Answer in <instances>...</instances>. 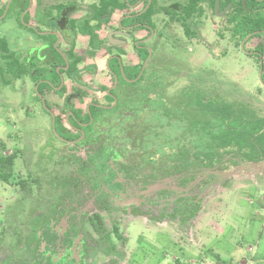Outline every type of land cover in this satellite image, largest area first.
Instances as JSON below:
<instances>
[{
    "label": "flooded vegetation",
    "instance_id": "flooded-vegetation-1",
    "mask_svg": "<svg viewBox=\"0 0 264 264\" xmlns=\"http://www.w3.org/2000/svg\"><path fill=\"white\" fill-rule=\"evenodd\" d=\"M28 1L20 17L22 25L19 27L18 50L23 39L32 42L31 49L19 52L24 58L35 57L39 74L36 82L30 76L18 80L21 81L20 89H30L38 108L43 105L45 111L51 117L53 115L66 144L64 147L83 152L85 157L77 158V171H82L80 175L73 176L58 193L47 194L40 189L35 202L37 210L30 219L31 226H24L21 232L24 240L19 248L24 255L11 256L14 246L7 247L5 256H0V264H110L116 256L100 261V254L106 248L118 253L120 246L116 245L117 240L121 245L127 243L125 228H121L123 224L114 223L110 229L106 223L105 216L116 213L122 214L119 221L129 218L128 225L137 224L139 228L142 224L153 233L171 228L183 231L192 227L206 205L204 194L208 197L210 192L232 180L225 176L227 170L214 171L211 176L217 177L211 180L209 175L201 174L190 182L168 178L141 187L125 176L117 162L106 166L103 161H88L85 152L90 147L82 146L81 142L88 137L89 126L105 115L91 113L90 107L116 106L119 100L113 91L120 87L123 78L136 82L146 70L152 76L158 72L166 74L170 80L169 88L175 86L173 90L168 88L169 95L176 94L184 85L201 87L203 77L196 70H200L202 65L196 67L191 62L192 58L185 62L184 74L181 70V75L177 77L169 74V66L166 65V69L163 65L170 63L168 57L175 56L176 52L171 49L177 47L185 48L186 53L193 57L200 56L203 50L206 56H215L208 51L205 42L203 32L207 27L216 36V42L225 40L233 47L239 38L235 34L233 20L239 0H220L218 12L215 10L217 0L214 3L213 0H118L114 9L111 7L112 10L101 17H97L94 6L99 7L102 0L90 5L79 0ZM248 1L241 0L244 8H247ZM14 21V18L7 20L12 26ZM7 22L5 31L9 33ZM98 25V41L94 42L90 30ZM260 38L262 42L249 50L248 45ZM243 41L244 50L251 59L249 66L254 72L258 65L264 90V30ZM50 47L54 52L48 51ZM124 53L132 54L135 63L124 62ZM252 58L258 59L257 63ZM141 65V76L139 74L132 80L126 78ZM174 68L175 65L172 70ZM86 75L91 78L90 82L86 81ZM180 83L183 84L178 86ZM256 87L259 88L258 85ZM83 88L86 91H82ZM107 95L113 98V103ZM249 100L259 103L258 98L252 96ZM21 105L25 119L30 118L28 108H24L23 103ZM70 137L77 140L72 141L68 139ZM21 153L26 164L25 150ZM253 164L257 163L231 168L246 167L245 170L252 168ZM34 173L28 171L26 176ZM248 173L243 174L249 176ZM197 208L200 210L195 213ZM189 215L193 217L189 218ZM177 216H180L179 222ZM98 218L103 224L102 232L97 230Z\"/></svg>",
    "mask_w": 264,
    "mask_h": 264
},
{
    "label": "rangeland",
    "instance_id": "rangeland-1",
    "mask_svg": "<svg viewBox=\"0 0 264 264\" xmlns=\"http://www.w3.org/2000/svg\"><path fill=\"white\" fill-rule=\"evenodd\" d=\"M79 1L90 5L97 0ZM6 2L7 0H0V11ZM14 24L15 22L13 26ZM13 26L7 22L8 34L14 37L16 33ZM203 34H205L208 51L215 56L212 58L206 56V51L203 50L202 54L199 53L200 56L193 57L192 54L188 55L183 47L171 49L172 52L176 51L175 56H169L170 63L163 65L166 69L169 66V74L177 77L181 75V70L184 74L185 62L192 58L191 62L196 64V67L202 65V68L196 71H198L197 74L201 73L204 81L208 82L205 86H208L209 91L212 90L211 87L218 86L230 98L250 99V96L258 98V105L264 111V90L258 65L254 72L249 68L251 59L242 49L239 41L235 40L233 47L229 46L225 40L216 42V36L209 27L204 29ZM25 36L28 38L26 34ZM262 40L260 38L252 41L248 45L249 50H253ZM33 43L35 45V41ZM32 47L29 39H23L19 51H28ZM252 59L257 63L258 59ZM174 65L176 68L172 70ZM185 70L189 71L187 68ZM20 82L17 81L10 87H3L0 84V155L16 156L13 167L5 168L3 171L9 181L4 182L0 179L1 257L5 256V248L19 247V241L23 237L21 232L24 226H31V215L37 210L35 202L40 189H44V193L47 194L58 193L73 176L80 175L82 171H77L79 161L77 158L85 157L83 152L64 147L66 144L56 131V128L58 131L60 129L53 115L51 117L43 105L38 108L30 89L25 87L20 89ZM255 85H258L260 89ZM183 87L185 88L186 85ZM169 89L173 90L175 86ZM84 90L86 91L85 88L82 89ZM21 103L29 110L30 118L26 120ZM23 149L26 152L24 156L26 164L22 159ZM261 164L264 166V163ZM256 167L241 170L240 174L231 177L228 176L227 178L232 180L224 186L225 188L218 187L215 192H210L208 197L204 194L205 211L201 217L198 215L192 227H187V231L171 228L170 231L165 229L153 233V231L148 232L142 224L139 228L137 224L128 225L129 218H123V222L119 221V217H122L120 213L105 216L110 229L114 223L123 224L121 228L123 226L125 228L127 243L121 245L119 240L118 242L115 240L118 248L120 246L118 253L106 248L98 260H109L110 257L116 256L110 264H259L258 261L264 259V237L262 243L259 241L255 245L253 244L255 242L250 239L251 236L245 235L244 223L249 218L247 216V219L243 218L247 207H243L242 201L239 202L240 199L247 197L252 201L250 203L247 199V206L254 203L256 207L259 206L260 199L264 201V179L258 180L259 176L264 177V168L259 173ZM28 171L35 172L34 176H26ZM234 172H237V169L230 168L226 171L228 174ZM243 173H248L249 176ZM250 176L254 178L256 184L251 183L248 179ZM228 189L234 192L230 194ZM209 224H211L210 228H215L217 237L207 238L205 230L209 228L207 227ZM189 230L194 231L188 234ZM257 230L255 233L258 232ZM183 241L193 245L194 248L187 246ZM195 243L200 247L196 248ZM259 244L260 247H258ZM182 245L188 247L189 253L184 251ZM251 246L253 249H249ZM209 247H212V250H209ZM18 252L20 256L24 255L22 249L18 248Z\"/></svg>",
    "mask_w": 264,
    "mask_h": 264
},
{
    "label": "trees",
    "instance_id": "trees-1",
    "mask_svg": "<svg viewBox=\"0 0 264 264\" xmlns=\"http://www.w3.org/2000/svg\"><path fill=\"white\" fill-rule=\"evenodd\" d=\"M28 2L13 0L7 15L0 18L2 86H11L25 76H30L34 82L38 79L35 57L24 58L18 50L20 17ZM116 3L118 0H102L99 7L94 6L97 17L114 9ZM5 9L6 5L0 17ZM13 18L14 37L5 31L7 20ZM233 20L235 34L239 36L237 41L241 44L250 35L264 30V2L249 0L244 8L239 0ZM97 28L100 25L90 30L94 42L98 41ZM48 51L54 52L53 47ZM141 70L142 65L126 78L136 79ZM206 83L202 80L201 87L192 85L169 95L170 80L166 74L152 76L146 70L136 82L123 78L120 87L113 91L119 100L116 106L90 107L91 113L105 115L89 126V135L81 142L82 146L90 147L85 152L87 160L103 161L106 166L117 162L125 176L141 187L168 178L190 182L201 174L209 175L211 180L217 177L211 176L214 171L264 162L263 109L244 97L230 98L218 86L211 87L210 92ZM107 99L113 103L110 95ZM68 139L77 140L76 137ZM15 158V155H0V179L4 182L9 180L3 171L13 167ZM199 210L197 208L195 213ZM176 218L179 222L180 216ZM96 226L102 232L100 218ZM19 243L20 246L22 240ZM18 248L14 247L10 255L20 256Z\"/></svg>",
    "mask_w": 264,
    "mask_h": 264
},
{
    "label": "crops",
    "instance_id": "crops-1",
    "mask_svg": "<svg viewBox=\"0 0 264 264\" xmlns=\"http://www.w3.org/2000/svg\"><path fill=\"white\" fill-rule=\"evenodd\" d=\"M123 59H124V62H126L127 61V63L129 64V63H131V61H133L134 59H135V57L132 55V54H126L125 55V53H124V55H123ZM133 63H135L134 61H133ZM127 65V64H126ZM132 65H134V64H132ZM249 68H251V67H249ZM98 70H100V67L98 68ZM98 78L100 79V81H101V76L99 75V73H98ZM86 81H91L90 79L91 78H89V77H87V75H86ZM88 83V82H87ZM89 84V83H88ZM26 120V119H25ZM254 176V175H253ZM248 179H250L251 180V183L252 184H256V182L254 181V178L253 177H249ZM264 179V177H261V176H259L258 177V180L259 181H262ZM246 189V188H245ZM228 192L231 194L232 192H234L232 189H228ZM243 199V200H242ZM242 199H240L239 200V202L240 201H242L243 202V207H247L246 208V213L243 215V218H246V216L250 219H248L245 223H244V233H245V235H250L251 237H250V239L251 240H253V242H255V243H253V244H255L256 245V242H259L260 241V243H262V241H263V237H264V201L263 200H259V206H256V207H258V208H256V207H254V203L252 204V205H249V206H247V203H248V201L251 203L252 201H251V199L250 198H242ZM248 199V201H246ZM233 203V202H232ZM213 203H211V205H212ZM235 204H237V203H235ZM205 209V208H204ZM203 209V211L200 213V217L202 216V213H204V210ZM210 215V214H209ZM247 219V218H246ZM254 221V222H253ZM210 226H211V224H209L207 227H209L207 230H205L206 232V236H207V238H209V239H211V238H215V237H217V233L216 232H214L215 231V228H210ZM261 226H263V227H261ZM259 227V228H258ZM246 228H247V230H246ZM257 228L259 229V230H257ZM188 230V229H187ZM186 230V231H187ZM255 230H257L258 232L257 233H255ZM194 231V230H193ZM193 231L192 230H189V232H188V234H192L193 233ZM214 232V233H213ZM220 236V235H219ZM218 236V237H219ZM169 239H171V238H169ZM211 241V240H210ZM184 242V244H186L187 246H189V247H191V246H193V245H188L187 244V242L186 241H183ZM186 245H184L185 247H183V245H182V247L184 248V251L185 252H187V250H189L188 249V247L186 246ZM204 245H205V243L203 244V247H204ZM195 246H196V248L198 247H200L198 244H196L195 243ZM202 247V246H201ZM257 247V246H256ZM258 247H260V244H259V246ZM183 248H182V250H183ZM191 248H194V246L193 247H191ZM190 248V249H191ZM202 249V248H201ZM209 250H212V247H209L208 248ZM249 249H253V247L251 246V247H249ZM260 249V248H259ZM215 252V251H214ZM187 253H189V252H187ZM258 263L259 264H264V259L263 260H259L258 261Z\"/></svg>",
    "mask_w": 264,
    "mask_h": 264
},
{
    "label": "water",
    "instance_id": "water-1",
    "mask_svg": "<svg viewBox=\"0 0 264 264\" xmlns=\"http://www.w3.org/2000/svg\"><path fill=\"white\" fill-rule=\"evenodd\" d=\"M12 1H13V0H9V2H8V4H7L6 11L4 12L2 18L6 16V14H7L9 8H10V5H11ZM244 5L246 6L245 1H244ZM219 6H220V0H217V1H216V6H215V10H216V12H218V10H219ZM245 41H246V40H245ZM245 41H243L242 44H241L242 49H244V43H245ZM144 69H145V66H144L143 70H144ZM142 73H143V72H142ZM142 73L140 74V76L142 75ZM262 165H263V164H258V163H257V164H253L252 166H253V167H254V166H257L256 169L259 171V170H262V168H264V166H262ZM241 170L243 171V168H238V169H237V172H234V173H231V174L225 173V176H226V177H228V176L231 177V176H233V175L240 174V171H241ZM154 188H155V187H154ZM154 188H153V189H154Z\"/></svg>",
    "mask_w": 264,
    "mask_h": 264
}]
</instances>
